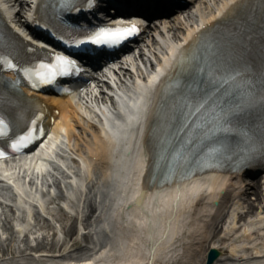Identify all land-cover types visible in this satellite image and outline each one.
<instances>
[{
  "label": "bare ground",
  "instance_id": "1",
  "mask_svg": "<svg viewBox=\"0 0 264 264\" xmlns=\"http://www.w3.org/2000/svg\"><path fill=\"white\" fill-rule=\"evenodd\" d=\"M233 1L235 0H228V2L223 1V3L219 4L216 10L211 12V14L205 16L202 15L199 21L191 24V27H195H189L182 36H180L177 31L174 32L173 38L170 40V44L168 46L170 47V53L168 51L166 53L163 52V65H160L159 71L153 72L148 82L150 84L157 83L158 81H160L161 76L164 72L166 73V71L168 72L167 74H170V71H168L166 65L170 64V55H172L171 53H173V50L177 47L175 41L181 38L185 39L186 41L189 40L196 32V29L199 27V23L200 21H202V19L213 18L217 11L220 12L226 10L228 7H230ZM12 7L18 8L15 13H12L15 18L20 20L24 12V6L21 3H17L16 1H14L12 3ZM6 10L9 13V8H6ZM13 20L15 22L14 18ZM173 40L175 41L171 45ZM141 53L143 52L140 51V55ZM138 75L141 77L143 76V73ZM123 76L125 78L129 77L127 72H124ZM165 80L166 79L163 80L162 86H164ZM137 87L139 89L144 88L146 93L148 95L150 94V86L149 84H147V82L142 81L137 85ZM140 95L141 94H134L132 96L131 102L133 105V110L130 111L132 112V114L130 113L132 120H128L127 117L121 115L118 117L117 115L115 117V120H117L118 124H114L113 122L112 125H109V128L103 126L101 131H99L98 134H95L96 136L94 135L96 141L87 140L88 150L92 151L94 144L99 140L100 133L104 134L105 137L108 138V141L110 143L106 148V151L108 153L107 165L110 170H108V174L106 175L112 176V167H115V164H113L115 160H119L127 164V161L131 159L132 153H130L129 150H134L133 146L134 143H136L134 141V131H136V129H138L139 127H142V124L139 122L140 114H147L149 109L154 107L153 101H151L149 96L146 95L139 97ZM52 96L53 95H50L51 101L59 102L61 103V106L63 105L62 114L60 116V123H56L58 125L55 124L54 127H56H53L52 130L58 128V130H60V133H63V130H71L73 127V122L71 123V120H76V124H79V121H77V119H74L73 117L76 115V111L75 108L68 102L70 97L56 98ZM50 98L46 96L47 100H50ZM91 99L96 100L98 98L92 97ZM172 116L173 111L170 110L167 114L164 115L163 120H160L158 131L159 136L162 134L163 129L171 120ZM113 127L117 128L113 130ZM47 142H50V144L47 145ZM54 143L55 141H50L49 139L45 140L44 144H46V146L42 153L49 155V152L54 151ZM136 154L137 156L135 162L131 161L129 165L121 163L120 167L123 169V172L115 174V176H118V180L116 179V181L119 185V193L116 195L117 208L115 209V214L118 220L123 225L125 224L123 227V231H125L126 234L123 239L124 244L126 245L123 249L124 251L121 252L115 250V253L120 252V254L117 256L114 255V257L112 255L113 252L110 254L109 252L111 251H109L104 255L102 259L98 260L96 259V257H93L90 260L86 259L80 262L78 261V263L76 264H159L155 261L160 258L164 260L165 256L168 254V251L171 253L173 252V249H171V247L175 244L173 243V241L175 237L181 233L184 227L185 229L189 230V237H192L195 233H197V231H202L207 228L206 225H202L205 224L206 221L210 220L208 214L212 210L215 211L217 209L215 205L211 206L209 201H213V199L215 198H219L220 200L225 201V206H227L229 202L237 198L238 206L233 204L232 206L228 207V219H226L227 217L225 216V214L223 215L221 221L225 220L226 223L228 220H230V222L226 223V225L224 226L225 228H222V226H220V229H222L221 235L218 231L213 235H211V233L207 234L208 236L206 238V241H208V243H205V245L203 244V246H205V249H210L211 247H215L219 243H222L223 238H225L226 242H228L229 240L233 241L234 236H240V239L243 240V244L253 243L257 241L256 239H254L255 234L253 233V229L258 225L259 222L261 223V225H264V210H261L259 208L255 209V211L253 210L257 202L264 201L263 199L261 200L262 192H260L259 189L261 190L262 186L259 179L254 180L251 185V194H253L254 192L253 196L248 195L246 198L248 206L247 211L251 212L247 215L248 220L237 229L235 228V226H237L236 216L237 209L240 207V201L237 193L240 186L236 188L234 183L228 184L232 175L224 173H206L204 175H199L200 173H197L198 175L196 177L189 178L188 180L179 183L174 182L173 184L160 186L156 182L154 187H151V192H148V196L144 198L143 205H141L140 203H138V194H142L145 191H148L146 190L147 186L145 185V183L142 188V176L146 167V153L143 149V143H141V147L138 148ZM38 158L41 161L44 160L41 155H38ZM23 160H25L24 163L29 162V164L35 162L36 166L39 168L40 161L37 159V157L31 156L27 158L25 156ZM2 164L4 163L0 161V177H5V174L8 173V181L16 182V179H13L14 173H11V171L13 170V168L19 170L20 166H14L12 162L5 163L4 166ZM18 176L19 174L17 175V177ZM239 182L241 184V181ZM225 185L229 190H226ZM18 189H22L21 184L18 185ZM223 191H225V193H223ZM244 194L246 193L244 192ZM205 196L209 200H207ZM193 210H195V212L191 213ZM202 212L203 214L207 215L200 217L201 215H199V213ZM219 216L220 214L218 215V218ZM187 221H189L190 224H187ZM7 228L10 227L8 226ZM65 228L68 232L76 230L75 222L66 225ZM206 233H208V231H206ZM223 233L224 236H222ZM168 234L169 236H167ZM193 239H196V237H193ZM64 244L65 241H63L61 244L59 243L60 246H63ZM230 246L231 253L238 254L242 252L239 250V248L241 247L239 241L232 243V245ZM197 248V243L190 242L188 252L190 256H192L191 258L195 260L198 259ZM224 248L225 243L223 242L222 251L224 250ZM253 250L257 254H261V252H264V239H262L261 247L255 246ZM153 251L154 253L151 256ZM223 253H227V250L225 252L223 251ZM110 255H112V259L110 260V262L112 261L111 263L108 262L110 259ZM219 260L217 262H219ZM32 263L45 264V261L43 259H39L36 262L30 261L26 264ZM16 264L23 263L18 262ZM62 264L71 263L62 262ZM237 264L244 263L237 262ZM251 264H264V258L255 259Z\"/></svg>",
  "mask_w": 264,
  "mask_h": 264
},
{
  "label": "snow or ice",
  "instance_id": "2",
  "mask_svg": "<svg viewBox=\"0 0 264 264\" xmlns=\"http://www.w3.org/2000/svg\"><path fill=\"white\" fill-rule=\"evenodd\" d=\"M61 3L68 8L69 13H79L85 7L88 10H93L99 0H88L86 5L77 3V0H61ZM140 31L141 28L136 23L94 25L87 34L82 35V38L69 37L65 40L62 35L60 39L68 47H78L89 42L98 46H115ZM29 39L31 38L29 37ZM186 58L187 51L181 52L177 66L188 68V73L185 76L186 81L194 82L198 79L199 83H189L179 92L181 99L175 105L173 126L179 132H186L187 138H181L179 142L180 147L184 150L183 153L169 149L172 156L169 163L175 165L181 156L184 163H205L209 159H226V154L230 149L227 147L228 137L224 134L232 132L235 128L238 112L234 106L240 104L243 99L239 93L245 87L241 83L245 80L244 74L238 70L228 71L226 74H214L207 67L202 53L200 58L196 53L192 55L191 60ZM214 59L217 62L216 70L220 72L218 54ZM53 60L54 62L41 60L38 62V69L30 71L28 68H24L23 74L32 81L33 86H40L41 83H50L61 75L68 76L74 71H81L75 54L56 52L53 54ZM0 62L18 69L16 62L3 56H0ZM173 99L175 100V97ZM37 133L41 137L46 135V132L40 128H26L11 139L10 148L19 150L22 146L32 143L36 140ZM232 139L234 140L235 136ZM210 145H217V147ZM2 154H4V150L0 149V155ZM237 160L240 163L244 162L239 156H237ZM163 174H172V168L166 169ZM138 196V203L143 205L147 192L138 194Z\"/></svg>",
  "mask_w": 264,
  "mask_h": 264
},
{
  "label": "rangeland",
  "instance_id": "3",
  "mask_svg": "<svg viewBox=\"0 0 264 264\" xmlns=\"http://www.w3.org/2000/svg\"><path fill=\"white\" fill-rule=\"evenodd\" d=\"M214 1L222 2V0ZM204 12L209 14L210 9H204ZM168 34V37H170L172 34V30ZM164 45L166 46L167 43H165ZM147 48L148 47H146V49L144 48L146 53L151 56V59H153L154 62H156L155 56H157L158 59V55L162 54L163 49H161L158 45H156V47H150L149 50ZM153 51H155L154 55H152ZM137 63H139V65H142V62L140 61H137ZM130 69L133 71V77H135L134 68ZM128 82L132 84L131 79L128 80ZM78 117L81 120V125H73L74 127L71 130L72 134L71 132L69 133V131L63 130V133H60V130H56L53 136L54 139H56L57 141H61V144L64 145L58 147L57 152L53 156L54 160L57 163L60 162L63 163V165H59L60 167H57L52 163H48V169H44L43 171L35 169L34 172H29L30 175L34 177L33 179L35 180V183L37 185V191L43 195V199L47 202V209L52 212H43V214H40L39 210L34 211V217L32 221L36 222L37 227L30 223V226H33L34 231H31L29 233L24 232L27 235H23L17 233L15 226L12 224L14 226L13 230V228L9 226L10 224L8 220H13L12 216H14V212H16L15 217L18 216L17 218H20L21 216L24 218L25 211L23 209L14 211L6 203L0 204V251L3 255V257H1L2 261L0 262V264H7L11 262L16 263L18 261L24 263H29L30 261L36 262L37 259L41 258H44L43 260L45 261V264H62V262H71L73 264H76L78 263L77 259H79V256L87 254V252H89L88 250H91L90 245H93L94 238L89 231V226H91L90 223L92 222L94 224H98V222L100 223V221L107 219L110 211L109 205L104 203V198L108 197L109 199H111V197L109 196L111 192V186L106 181H102L99 183L97 191L101 194V203L99 204V208L101 207L102 213L99 210L98 212L92 214L93 211L88 208V199H90L92 194L97 192L92 183H94L98 177L93 181H89L86 187L82 190L80 189L79 185L71 187L69 184L70 182H67V180L69 179V175L66 171L68 170L67 167H69L70 171L72 172L74 170L73 166H76L74 156L77 155V153H74V149L78 148V150L80 151L86 150V140L90 138L92 139L95 133L92 132L91 128L93 127L94 129L98 130V126L89 124L88 121L83 118V116L79 112V109ZM63 155L70 158L66 159ZM67 164L73 166H69ZM244 180L246 181V179ZM82 191L85 193L83 198L85 200L81 199ZM259 191L262 192L261 200H264V188L262 187L261 190L259 189ZM250 192L252 191L249 190L248 194H250ZM73 196L75 197L71 199V197ZM242 196L244 197L245 195L242 194ZM2 198L8 201L7 196L6 198ZM65 200L69 202V210H67L63 206ZM258 204H261V201L256 203L254 209L257 208ZM75 219L81 229L84 228L86 233H80L79 231V233L75 234V231L68 232L66 230L65 226L71 224L72 222H75ZM8 226L10 228H7ZM56 226L58 227L57 232L59 237L63 238V240L65 239V242L68 246L72 242L75 243L71 247L72 250L66 251V249H68L69 247L64 246L63 250L61 251L64 253V255H60L63 258L58 256H47L44 253H40L41 255L36 253L37 251L41 252V248L46 249L42 250L45 251V253H49V249L55 248V244L59 240L58 237L54 236V230ZM114 231H116V229ZM257 234L258 237L261 236V238L264 239L263 229H258ZM111 236L112 233L110 234V232H107L102 237V241L106 240L107 242H109V238L111 240ZM193 237L194 235L192 237H189V230H187V232L181 236L179 247L181 251L179 253L184 252V255L180 256L182 258L179 260V262H176V264H190V262L188 263L187 260H189L188 255H190L188 252L189 243L193 242ZM12 251L15 252V254L12 253ZM56 252L59 253V251ZM66 258H72V260L68 261L66 260Z\"/></svg>",
  "mask_w": 264,
  "mask_h": 264
},
{
  "label": "water",
  "instance_id": "4",
  "mask_svg": "<svg viewBox=\"0 0 264 264\" xmlns=\"http://www.w3.org/2000/svg\"><path fill=\"white\" fill-rule=\"evenodd\" d=\"M217 255L216 250H212L209 259L212 260Z\"/></svg>",
  "mask_w": 264,
  "mask_h": 264
}]
</instances>
